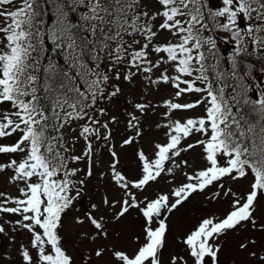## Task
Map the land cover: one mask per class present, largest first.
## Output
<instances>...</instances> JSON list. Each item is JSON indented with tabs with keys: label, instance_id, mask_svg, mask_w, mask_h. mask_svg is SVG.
Wrapping results in <instances>:
<instances>
[{
	"label": "snow or ice",
	"instance_id": "1",
	"mask_svg": "<svg viewBox=\"0 0 264 264\" xmlns=\"http://www.w3.org/2000/svg\"><path fill=\"white\" fill-rule=\"evenodd\" d=\"M250 49L264 54V0H0V235L27 233L14 264H220L229 233L264 234ZM121 81L140 92L117 140L104 105ZM149 116L159 138L145 144ZM196 194L214 210L169 247L167 215ZM133 213L122 239L113 226ZM256 243L238 248L264 264Z\"/></svg>",
	"mask_w": 264,
	"mask_h": 264
},
{
	"label": "rangeland",
	"instance_id": "2",
	"mask_svg": "<svg viewBox=\"0 0 264 264\" xmlns=\"http://www.w3.org/2000/svg\"><path fill=\"white\" fill-rule=\"evenodd\" d=\"M227 47H234L231 43L221 44V52L225 55ZM122 92L111 101L105 102V107L109 109L110 114L115 115L120 123L114 126V131L117 133V140L120 139L119 132L124 127V112L126 110L132 109V104L137 101V97L140 92L139 85L129 86L121 81ZM155 122V117L149 116L144 119V143L148 144L153 138H159V132L155 130L152 125ZM67 138V137H66ZM198 151L189 153L188 155L193 161L198 159ZM129 155L124 159V163L131 167V149L128 150ZM96 184V180L93 179L89 184V191L87 197H91L93 192L91 191L93 185ZM4 186V182L0 179V187ZM163 186V185H162ZM156 186L153 185L152 188L148 190V194L151 195L152 189ZM167 188L165 187V191ZM85 198L81 207H87L89 203L88 198ZM214 206L207 204L202 195H194L188 202L181 206L177 211L170 215H167V222L169 223L171 233L168 237L169 247L174 246V237L179 231H183L190 227L192 223L201 215H206L208 212L213 211ZM258 215H264V211L258 212ZM114 230H118L121 233L122 239H128L134 231L138 230L139 225L135 220V213L128 216L123 222L113 226ZM9 235L15 236V241L9 239ZM9 235H0V264H14L17 259L16 247L19 242L27 239V233H10ZM77 235L76 228L70 227L67 231V240L69 241V248L75 253V249L72 248V244L79 243L75 239ZM246 236L254 237L257 241L255 250L259 251L261 245H264V234L257 233L254 231H249L247 233L237 235L235 233H229L226 238H224L223 249L220 254V264H252L249 260L246 252H241L238 248V243L240 240L244 239ZM115 242V241H114Z\"/></svg>",
	"mask_w": 264,
	"mask_h": 264
},
{
	"label": "trees",
	"instance_id": "3",
	"mask_svg": "<svg viewBox=\"0 0 264 264\" xmlns=\"http://www.w3.org/2000/svg\"><path fill=\"white\" fill-rule=\"evenodd\" d=\"M250 54H241L240 60L242 61L240 68L241 72L243 73L248 65L252 66V77L254 78L252 83L255 85L256 83L260 81H264V54L259 52H253L251 49L249 50ZM229 55H224L222 53V56L226 59ZM57 59H60L57 56ZM226 67H230V65H226ZM42 95V94H41ZM43 99V96H42ZM45 104H47L46 101H44Z\"/></svg>",
	"mask_w": 264,
	"mask_h": 264
},
{
	"label": "water",
	"instance_id": "4",
	"mask_svg": "<svg viewBox=\"0 0 264 264\" xmlns=\"http://www.w3.org/2000/svg\"><path fill=\"white\" fill-rule=\"evenodd\" d=\"M229 51V50H228Z\"/></svg>",
	"mask_w": 264,
	"mask_h": 264
}]
</instances>
